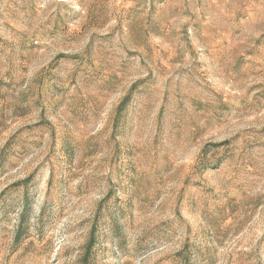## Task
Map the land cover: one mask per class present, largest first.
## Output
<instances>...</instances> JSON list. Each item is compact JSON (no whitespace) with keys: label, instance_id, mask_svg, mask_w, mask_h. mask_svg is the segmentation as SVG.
I'll return each mask as SVG.
<instances>
[{"label":"rangeland","instance_id":"obj_1","mask_svg":"<svg viewBox=\"0 0 264 264\" xmlns=\"http://www.w3.org/2000/svg\"><path fill=\"white\" fill-rule=\"evenodd\" d=\"M0 264H264V0H0Z\"/></svg>","mask_w":264,"mask_h":264}]
</instances>
